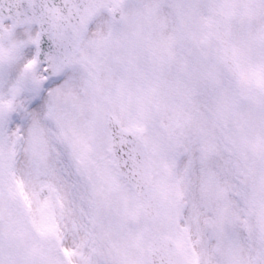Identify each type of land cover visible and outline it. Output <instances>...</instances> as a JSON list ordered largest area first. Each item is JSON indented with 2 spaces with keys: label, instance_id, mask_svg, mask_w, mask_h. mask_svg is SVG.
Instances as JSON below:
<instances>
[{
  "label": "snow or ice",
  "instance_id": "6c2138e0",
  "mask_svg": "<svg viewBox=\"0 0 264 264\" xmlns=\"http://www.w3.org/2000/svg\"><path fill=\"white\" fill-rule=\"evenodd\" d=\"M0 264H264V0H0Z\"/></svg>",
  "mask_w": 264,
  "mask_h": 264
}]
</instances>
